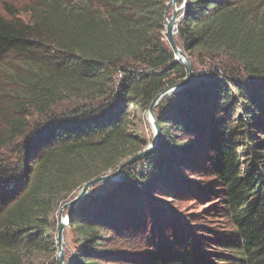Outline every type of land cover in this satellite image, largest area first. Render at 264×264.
<instances>
[{
  "label": "trees",
  "instance_id": "16d2710c",
  "mask_svg": "<svg viewBox=\"0 0 264 264\" xmlns=\"http://www.w3.org/2000/svg\"><path fill=\"white\" fill-rule=\"evenodd\" d=\"M169 2L82 0L74 11L28 19L0 13V64L12 57L27 67L9 82L18 101L0 108V250L10 253L0 264H20V253L54 256L60 205L144 150L128 116L189 77L164 35ZM175 38L190 83L155 106L157 150L72 210L67 228L79 248L71 264H264V5L187 0ZM29 116L42 123L13 157L3 155ZM180 136L206 143L231 230L205 240L177 228L168 240L159 228L138 253L129 240L140 231L142 191L174 177Z\"/></svg>",
  "mask_w": 264,
  "mask_h": 264
},
{
  "label": "rangeland",
  "instance_id": "374dc122",
  "mask_svg": "<svg viewBox=\"0 0 264 264\" xmlns=\"http://www.w3.org/2000/svg\"><path fill=\"white\" fill-rule=\"evenodd\" d=\"M81 2L82 0H0V13L2 15L13 14L20 19H28L34 13L50 15L74 11L80 6ZM252 2L264 5V0H252ZM176 7H178V5H176ZM172 11L173 8L171 4H169L168 20L171 17ZM175 36L174 40L176 42ZM26 68L27 67L23 63L15 61L12 57L7 58L0 64V108L6 105L7 108L11 106L12 103L18 101L13 97V93L11 92L12 86L9 82L15 81V78L18 77L16 75L17 72L24 75ZM20 106L22 109L28 110L23 105L20 104ZM17 108L18 107H16V110ZM131 108L132 107L129 106V110H131ZM2 114L3 113L0 112V116ZM149 118L148 112L138 114L135 110L128 116L134 130H136L137 134L145 141V148L154 146L156 142L155 129L150 123ZM3 121L4 119L0 118V124H2ZM41 123V117L29 116L24 118L23 125L18 128L20 132L15 133L13 138L10 139L4 149L3 155L13 157L14 150L23 142L25 136L36 125ZM179 139L181 146L180 150L174 153V155L179 154L176 157L177 164L172 169L174 177L165 179L159 183L157 181L156 184L158 185L156 188L150 190L144 189V191H142L143 196L140 199L141 209L139 214L141 224L140 231L135 232V241L129 240V242H135V249L138 253L143 251V247L146 249V247L150 245L147 243L148 239L146 240V237L151 234L159 235V228H164L163 235L168 240L170 239V235L178 230L177 228L181 230L186 229L189 233L200 235L205 240L213 237L212 234H226V232L231 230L230 221L226 217L220 201V191L217 181L209 174V149L206 143L200 139L187 136H180ZM160 140L161 134L159 142L153 152L157 150ZM121 179L122 175L116 181L107 182L104 185H96L89 193L103 192L114 183L120 182ZM162 182L163 184H160ZM78 190L72 194V197L68 199L67 202L75 197ZM67 202L60 205L55 212V220L58 211ZM66 213L67 208L62 211V216H65ZM108 238H112V236ZM78 248V240L73 233L66 228L64 232L63 264H68L70 260L75 259ZM106 248H116L117 250L127 251L130 247L125 248L118 244H112L110 246L108 245ZM139 248L140 252L137 251ZM130 251L132 250L130 249ZM210 251L219 252L217 248H212ZM9 254V252L4 253L0 250V261L7 259L10 256ZM56 256L57 251L54 256L43 252L20 253L17 254V259L20 260V264H51L53 261L55 264ZM69 264H71V262ZM115 264L136 263L124 259L122 262H116Z\"/></svg>",
  "mask_w": 264,
  "mask_h": 264
},
{
  "label": "water",
  "instance_id": "95a60500",
  "mask_svg": "<svg viewBox=\"0 0 264 264\" xmlns=\"http://www.w3.org/2000/svg\"><path fill=\"white\" fill-rule=\"evenodd\" d=\"M169 4H171L173 11L171 14V17L169 20L166 21V24L164 26V35L166 36V40L168 44L170 45L171 49L173 50L175 54V60L180 62L188 71V79L185 82H182L177 85L170 86L166 88L164 91H162L160 94L155 96L153 101L151 102L147 112L148 116L150 117L151 121L150 123L155 129L156 134V142L154 143V146L146 147L144 150L139 152L138 154L130 157L126 161H124L115 172L111 174H106L103 176H99L97 178H94L86 183H84L81 188L76 193L75 197L71 199L69 202L65 203L63 207L58 211V215L56 218L57 221V229H56V235H55V241H56V250H57V256L55 258V264H63V244H64V232L65 229L69 225L70 215L72 210L80 203L82 202L86 197L90 195L89 191L98 184H104L107 182H113L116 181L121 175L122 170L126 166H130L137 161L149 156L154 148L156 147L157 143L160 139V129L158 122L156 118L154 117V107L162 100L166 95H169L171 93H174L181 89L182 87L188 86L190 83V78L192 75L191 71V63L188 60L186 54L176 45V42L174 40V36L177 33V27L182 20L184 16V12L186 10L187 6V0H170ZM178 5V7H176ZM67 208V213L65 216H62V211Z\"/></svg>",
  "mask_w": 264,
  "mask_h": 264
},
{
  "label": "bare ground",
  "instance_id": "6f19581e",
  "mask_svg": "<svg viewBox=\"0 0 264 264\" xmlns=\"http://www.w3.org/2000/svg\"><path fill=\"white\" fill-rule=\"evenodd\" d=\"M150 119V118H149ZM150 121H151V119H150Z\"/></svg>",
  "mask_w": 264,
  "mask_h": 264
}]
</instances>
